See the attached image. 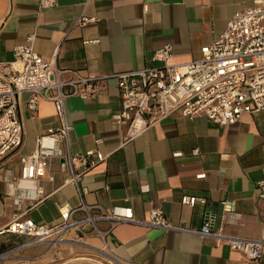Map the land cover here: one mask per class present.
<instances>
[{
    "label": "crops",
    "instance_id": "obj_1",
    "mask_svg": "<svg viewBox=\"0 0 264 264\" xmlns=\"http://www.w3.org/2000/svg\"><path fill=\"white\" fill-rule=\"evenodd\" d=\"M251 5L252 0H54L46 5L0 0V62L13 59L15 46L31 44L66 70L63 80L103 77L93 95L66 98L65 110L71 152L93 149L104 156L82 175V197L65 181L68 172L58 158L49 160L37 182L21 180L20 155L31 152L36 137L57 124L53 102L42 99L30 111L23 94L22 144L0 160V228L16 214L53 225L60 221L58 206L77 207L83 201L107 211L129 206L141 220L159 209L171 223L195 229L209 217L213 229L224 234L259 236L264 231V110L243 113L224 126L174 112L129 141H124L125 126L113 120L120 109L116 74L155 64L152 55L165 44L172 45L170 62L198 58L201 46L211 43L235 12ZM82 16L88 20L77 24ZM199 173L205 177L197 178ZM183 195L205 202L186 205ZM27 240L0 234V253ZM108 240L112 261L119 264H264V248L259 259L250 260L210 236L140 224L118 223ZM72 241L67 236L16 248L0 264H80L75 256L83 248ZM81 241L100 242L93 233Z\"/></svg>",
    "mask_w": 264,
    "mask_h": 264
},
{
    "label": "built area",
    "instance_id": "obj_2",
    "mask_svg": "<svg viewBox=\"0 0 264 264\" xmlns=\"http://www.w3.org/2000/svg\"><path fill=\"white\" fill-rule=\"evenodd\" d=\"M40 2L46 5L53 4L54 0ZM87 20L82 16L77 24ZM171 53L172 45L165 44L154 51L155 64L115 75L120 109L113 120L125 126L124 141L132 140L174 112L190 119L204 116L224 126L238 121L243 113L264 110V0H252L251 6L235 12L217 37L201 46L198 58L173 63L170 62ZM65 71L54 61L45 60L31 44L15 46L13 59L0 62V160L23 141L21 96L28 95L30 111L38 109L40 100H49L54 104L57 124L47 127L36 137L31 152L20 155V179L37 182L47 173L49 160L58 158L68 172L65 181L82 197L86 191L80 184L82 175L104 156L93 149L71 152L65 99L93 95L103 77L74 75L63 80L61 75ZM262 169L264 171V166ZM196 177L203 178L205 173ZM35 193L36 197L42 195L40 185L35 187ZM197 201L204 203L205 199L193 195L181 197L186 205L193 206ZM78 210L83 212L82 217L74 216ZM58 211L60 221L53 225L14 215L0 228V234L26 235L29 240L1 252L0 260L10 256L16 248L43 241H61L67 236L79 243L91 233L99 238L112 258L108 235L114 225L122 222L210 236L250 260L259 259L264 248V231L257 237L224 234L213 229L209 217L200 229H195L171 223L159 209H152L144 220L135 218L129 206H114L107 211L83 201L77 207L58 206ZM100 222L107 223V227H99Z\"/></svg>",
    "mask_w": 264,
    "mask_h": 264
},
{
    "label": "rangeland",
    "instance_id": "obj_3",
    "mask_svg": "<svg viewBox=\"0 0 264 264\" xmlns=\"http://www.w3.org/2000/svg\"><path fill=\"white\" fill-rule=\"evenodd\" d=\"M81 245L83 251L76 254L75 262L80 264H113L112 258L108 252L103 249L102 244L90 245L84 241L76 243Z\"/></svg>",
    "mask_w": 264,
    "mask_h": 264
}]
</instances>
